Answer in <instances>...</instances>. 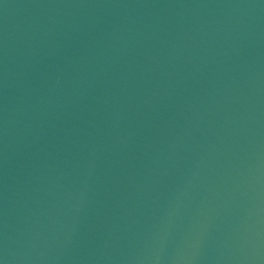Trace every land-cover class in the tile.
Here are the masks:
<instances>
[{"label":"water","instance_id":"1","mask_svg":"<svg viewBox=\"0 0 264 264\" xmlns=\"http://www.w3.org/2000/svg\"><path fill=\"white\" fill-rule=\"evenodd\" d=\"M0 264H264V0H0Z\"/></svg>","mask_w":264,"mask_h":264}]
</instances>
